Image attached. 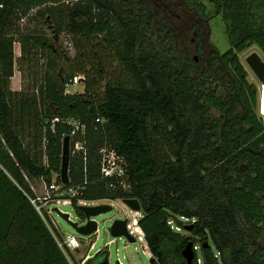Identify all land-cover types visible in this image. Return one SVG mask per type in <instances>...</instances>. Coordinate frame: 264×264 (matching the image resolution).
I'll list each match as a JSON object with an SVG mask.
<instances>
[{"label":"trees","instance_id":"1","mask_svg":"<svg viewBox=\"0 0 264 264\" xmlns=\"http://www.w3.org/2000/svg\"><path fill=\"white\" fill-rule=\"evenodd\" d=\"M208 1L225 24L224 52L210 31L207 48L182 45L181 34L194 31L179 34L175 0H0V264H70L30 199V180L50 183L57 174L63 184V140L73 118L86 124L87 154L71 155L63 189L80 186L87 199L138 198L140 225L159 264H187L183 250L191 240L194 264H264V249L254 242L264 221V119L240 60L252 44L264 49V28L248 8L252 0ZM48 17L58 34L103 35L136 84L107 83L98 102L87 91L66 92L74 74L60 83L46 73L30 88L13 89L18 61L31 65L47 41L28 34L23 20L44 27ZM193 50L207 53L204 64ZM153 131L169 156H160ZM104 146L125 159L129 188L102 175ZM72 205L84 216L77 198ZM183 218L193 220L191 229ZM93 259L88 264L101 263Z\"/></svg>","mask_w":264,"mask_h":264},{"label":"rangeland","instance_id":"2","mask_svg":"<svg viewBox=\"0 0 264 264\" xmlns=\"http://www.w3.org/2000/svg\"><path fill=\"white\" fill-rule=\"evenodd\" d=\"M120 1L122 2V0ZM206 8L207 12H209L208 17L210 20V30L209 28L208 30H205L204 34H202V38L205 39L206 32L210 31L211 42L216 45L221 52H224L229 49L230 44L226 36L225 24L222 19V15L216 13L213 4L206 2ZM46 22V25L42 27L40 25H36L37 23H30L28 19L23 20L24 26H28V30H26L28 34L29 32H32L44 35L46 36L47 41L45 42V46L43 48H35L34 53L36 55L31 65L25 60L18 61L15 75L13 76L11 82L13 89L19 90L23 86H25V88H30L33 84V79L40 81L46 73H49L60 83L64 82L71 74H74L77 76L78 82L67 85L66 92L84 94L87 91V97L90 100L93 99L98 102L103 99L107 83L123 84L127 86H134L136 84L134 77L124 67L114 50L105 42L103 35L74 37L67 33L58 34L54 30V25L49 17L46 19ZM181 31L182 30H179V34H181ZM181 35L185 37V39L181 41L182 45L189 44V46L194 47V44L190 42V40L194 37L193 32L189 34L188 37L186 34ZM187 40H189V42ZM202 46L207 48L208 44L203 42ZM253 50H258L264 57V53L260 51V49L256 46H251L247 50L240 53V60L249 72V81L255 84L259 90L260 81L245 61L246 56ZM15 53L17 57L21 55V43L19 41L15 43ZM191 56L195 57L201 64H204L207 59V53L204 51L200 53L193 50ZM258 94H260V92H258ZM257 110L258 112L260 111L259 113L264 114V105H261L260 110L258 105ZM160 123L164 126L166 122L161 118ZM153 132L159 144L160 156H169L171 154L169 145L161 134H158L155 131ZM54 178L57 182H59L57 174L54 175L53 179ZM30 184L36 196L39 198V202L43 204L45 208H49V210H51V208L57 207L54 202H50V200L46 198L47 192L45 189V182L42 178L31 179ZM65 193H68V190H66ZM59 209L63 212L69 213L70 220L78 222L79 224L84 223L85 218L77 213L72 204L59 205ZM124 214V205L122 203V199H120L112 210L95 216L99 223V231L91 234L90 236L79 233L72 223L56 210L53 213V218L57 222L60 232L55 229V226L50 220H44L48 224L51 231H55L60 242L64 241L67 234H74L81 238V248L71 250L65 244V249L75 264H82V257L89 253L88 238L92 237L90 238L91 241H96L94 249L90 252L95 254L99 248L105 247L110 241L115 239V236L111 232V225L115 219L122 218ZM182 220H184L185 225L193 223L192 219L183 218ZM186 234L191 235V232L186 230ZM145 245V242L139 240L137 242L127 244L126 236L116 238V240L109 243V246L105 249L107 252H110L108 264H116L119 256L125 264H152L150 257L146 252ZM68 248L72 253L69 252ZM96 254L97 255L93 259L94 261L99 259L101 263L105 262V258H102L104 252L101 251Z\"/></svg>","mask_w":264,"mask_h":264},{"label":"built area","instance_id":"3","mask_svg":"<svg viewBox=\"0 0 264 264\" xmlns=\"http://www.w3.org/2000/svg\"><path fill=\"white\" fill-rule=\"evenodd\" d=\"M77 82H78L77 76H75L74 79L70 80L68 85L74 84ZM57 121H60L59 117H56L52 120V125H51L52 129L55 128V123ZM97 121L103 122L104 119L101 117H98ZM67 122L72 125V130H71V133L69 134L71 137V153L72 154H77V153L87 154L86 124L81 119H76V118L69 119V120H67ZM100 153H101L102 175L104 177L116 178V179H118V182L124 188H126V189L129 188L130 183L128 181V173H127V169H126V165H125L126 164L125 159L122 156L118 155L117 152L109 146L102 147L100 150ZM42 179L45 182V189L47 192L46 198L48 200H50V202H54V204L57 207H59V205L72 204L73 198L78 199L79 205H82V204L83 205L110 204L113 207L115 206V204L120 199H122V203L124 205V210H125V214L122 218L127 221V229L129 231V234L135 238L134 242H137L138 240L145 242V244H146L145 249H146L148 256L150 258L154 257L150 248H149V245L147 243L145 232L140 225V220L145 215L143 209L142 210L133 209L127 203L124 202V200H123L124 198H110V197H103V198H97V199L83 198V197H81L83 194V191H82V188L80 186L71 188L68 191V193H65L66 190L63 189L64 183L63 184L58 183L57 180H55V178L50 183L48 182V180L46 178H45L46 180L44 179V177H42ZM30 199L33 202V204L36 206L37 210L42 215V217L46 221L50 220L53 223V225L55 226V229L58 232H60L58 225H57V222L53 218V213L55 211V208H51V210H49V208H45V206L39 202V198L37 196L36 197L30 196ZM45 209H48V210H45ZM98 231H99V223H98L97 230L94 231L93 233L98 232ZM53 234L55 235V237L58 241V244L60 245L62 250L66 253V255L70 261V264H75L72 261V258L68 255L67 250L65 249V244L71 250L79 249L82 247L81 238L77 237L74 234H67L64 238V241L60 242L54 230H53ZM90 235H86V236H90ZM122 237H125V235L120 236V237H115V239H113L109 243L115 241L116 238H122ZM90 238H92V237H90ZM90 238H88V240H89V242H88L89 243V253L86 254L84 257H82L81 263L82 264H88V261L93 259L97 255L96 253H99L101 251L104 252V254H106L107 258L109 259L110 252H107L105 250L106 247L109 246V243L105 247L99 248L95 254H92L90 252L92 249H94V247L96 245V241H91ZM130 243H133V241H131V240H129V238H127V244H130ZM70 249H69V252H71ZM117 262L119 264H125L122 261V259L120 258V256L117 258ZM100 264H103V263H100Z\"/></svg>","mask_w":264,"mask_h":264},{"label":"water","instance_id":"4","mask_svg":"<svg viewBox=\"0 0 264 264\" xmlns=\"http://www.w3.org/2000/svg\"><path fill=\"white\" fill-rule=\"evenodd\" d=\"M246 61L253 72L260 79L262 85L264 84V60L261 55L254 51L246 57ZM70 158H71V137L66 135L63 140V153H62V167H61V177L65 184L70 182L69 168H70ZM130 207L135 210H142L141 201L135 197H128L123 199ZM81 210L84 213L83 218H85L84 223L79 224L70 220V214L63 212L59 207H55L63 217L68 219L75 229L82 235H90L98 228V221L95 216L108 212L113 209L110 204H99V205H80ZM192 228V224L188 225V229ZM111 232L115 237H120L125 235L129 240L135 241V238L129 234L127 229V221L123 218H117L111 225ZM197 247L194 245V241H189L187 246L183 250V255L187 260V264H194V259L196 257ZM152 264H159L155 257L150 258ZM103 264H108V258L105 257V262ZM116 264H119L118 262Z\"/></svg>","mask_w":264,"mask_h":264},{"label":"flooded vegetation","instance_id":"5","mask_svg":"<svg viewBox=\"0 0 264 264\" xmlns=\"http://www.w3.org/2000/svg\"><path fill=\"white\" fill-rule=\"evenodd\" d=\"M206 2H208L209 4H213L214 9L216 10V13L220 14L218 12L219 9L217 8L216 3H212L208 0H194V2H190L188 0H175V15H176V20H177L176 25H177L178 31L185 30V29L193 30L194 37L191 39V41L193 42V44L199 45V46L204 41V39L201 38V35L204 34L205 30H208V28L210 30V20L209 18H207V16H205L207 14L209 15V12H207V8H206ZM247 5L249 6L248 7L249 10L258 16L257 22H256L257 27L264 28V0H252V1H249ZM251 46H256L258 49H260V51L264 53V49L259 44L255 43V44L250 45L249 47ZM254 51H257L261 55V53L258 50H253L252 52ZM261 57L264 60L263 55H261ZM245 61H246V58H245ZM257 92H260V94H258V105H259V110H260L261 105L262 106L264 105V84L262 85L261 81H260L259 90L257 89ZM259 112L258 114L264 119V114H261ZM257 227L259 229H262V233H260L254 238V242L256 243L258 247L264 249V221L263 219L259 220Z\"/></svg>","mask_w":264,"mask_h":264}]
</instances>
